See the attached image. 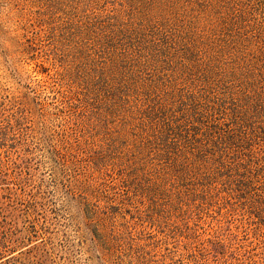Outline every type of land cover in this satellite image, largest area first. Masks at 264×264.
Segmentation results:
<instances>
[{
	"label": "rangeland",
	"instance_id": "1",
	"mask_svg": "<svg viewBox=\"0 0 264 264\" xmlns=\"http://www.w3.org/2000/svg\"><path fill=\"white\" fill-rule=\"evenodd\" d=\"M74 2L0 0V264H264V211L242 198H142L137 119L81 90L55 28Z\"/></svg>",
	"mask_w": 264,
	"mask_h": 264
},
{
	"label": "trees",
	"instance_id": "2",
	"mask_svg": "<svg viewBox=\"0 0 264 264\" xmlns=\"http://www.w3.org/2000/svg\"><path fill=\"white\" fill-rule=\"evenodd\" d=\"M76 1L55 28L81 90L137 119L126 151L142 198L191 210L240 197L263 212L264 0ZM8 171L0 155V181Z\"/></svg>",
	"mask_w": 264,
	"mask_h": 264
}]
</instances>
